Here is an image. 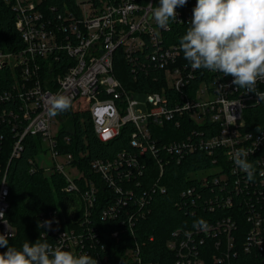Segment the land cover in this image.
<instances>
[{
	"label": "built area",
	"instance_id": "2783aa9c",
	"mask_svg": "<svg viewBox=\"0 0 264 264\" xmlns=\"http://www.w3.org/2000/svg\"><path fill=\"white\" fill-rule=\"evenodd\" d=\"M5 2L15 12L23 42V47L16 51L0 49V68L9 67L13 78L9 87L0 90V125L14 135L11 157H19L26 135L39 134L41 141L48 143L45 149L55 160L53 167L65 175L66 187L78 189L75 178L81 176L85 182L81 205L69 209L68 215L49 210L42 217V221H53L51 230L43 233L49 236L47 242L53 248L61 247L75 255L88 254L97 264H160L144 257L138 240L123 248L107 245L89 225L97 202V180L87 178L72 164V153L60 151L58 132L53 131L56 120L48 114L50 98L64 94L72 98V103L79 97L89 102L95 132L102 140L119 134L127 123L134 125L130 142L136 152L122 151L112 159L91 162L93 172L114 192L112 201L101 209L103 218L118 217L129 229L135 225L134 212L126 210L122 217L120 213L122 206H127L126 195L135 193L122 181L143 174L139 153L150 151L159 157L162 173L161 149L178 156L199 149L212 158V165L194 172L192 176L198 183L186 191L200 195L199 188L223 186L229 192L220 205L227 212L204 219L208 224L206 230L194 226L201 218L173 229L166 245L174 263L241 264L236 260L240 251L264 257V129L248 128L250 108L264 103L257 102L255 95L264 93V81L258 80L251 93L236 88L232 78L223 73L193 70L189 66L175 29L178 25L189 26L196 0L178 7L177 20H170L167 29L160 28L172 32L169 43L151 17V7L158 6L159 0H60L46 6L44 0ZM115 56L124 59L135 81L138 75H152L154 82H162L161 88L155 91L126 88L115 74ZM64 57L65 67L52 74L51 63ZM46 64L49 76L43 77L41 70ZM137 95H143V99ZM184 120L193 125L180 139L164 147L157 143L155 127L170 122L179 128ZM3 139L0 130V149ZM238 148L247 150L254 165L251 181L234 164L233 153ZM67 166L76 168L78 173L72 175ZM208 169L213 170L204 174ZM159 187L164 191L163 186ZM156 188L155 182L151 189H145L146 195L140 197L142 203L147 202V196L151 197V190ZM8 196L6 170L0 183V234L13 237L17 229L7 217ZM239 199L242 209L234 210L233 205ZM140 214L145 216L146 212ZM112 235L119 239L121 234L114 229Z\"/></svg>",
	"mask_w": 264,
	"mask_h": 264
},
{
	"label": "trees",
	"instance_id": "16d2710c",
	"mask_svg": "<svg viewBox=\"0 0 264 264\" xmlns=\"http://www.w3.org/2000/svg\"><path fill=\"white\" fill-rule=\"evenodd\" d=\"M56 1L60 2V0H44V6ZM14 15L11 5L5 0H0V49L6 51H16L23 47ZM188 27V25H178L175 29V37L181 39ZM66 61L65 57L63 60L53 61L50 65L52 74L61 72L67 64ZM47 69L46 64L41 70L43 77L49 76ZM10 71L9 67L0 68V90L13 83ZM114 71L128 89L155 91L161 88L162 82H154L152 75H138L135 81L128 64L118 56H115ZM89 110V102L85 98L79 97L74 100L69 110L60 113L66 121L58 131L60 151L72 153L74 156L72 164L87 178L94 177L97 180L99 188L97 202L89 225L99 232L100 238L107 245L114 244L115 247L123 248L125 245H132L136 239L140 242L143 255L147 260L160 264H175L173 254L166 245L171 231L180 225H191L197 218L207 219L227 212L220 205L221 199L229 192L228 189L223 190V186L210 185L199 188L200 195L197 193L190 195L186 191L190 186L198 183L192 174L210 167L212 158L199 149L178 156L169 154L167 149L163 148L160 154L163 162L161 173L159 157L150 151L139 153L143 174L133 175L129 180L122 181L126 188L132 187L135 191L132 195H126L127 206H122L120 213L122 217L127 213L126 210L134 212L135 225L129 229L128 224L119 222L120 218H103L100 214L102 207L112 201L114 192L90 166L95 159H112L122 151L136 152L137 148L130 142L134 125L127 123L123 125L119 134L108 140H102L95 132V124ZM191 125H193L192 122L184 120L183 125L177 128L174 124L165 122L164 126L155 127L157 131L154 136L157 143L164 147L170 141L180 139V135L189 131ZM248 128L264 129V103L250 108ZM0 130L4 134L0 149L2 164L0 183L3 172L7 170L10 202L7 217L17 229L16 235L9 237V246L19 249L26 241L35 243L37 240L41 242L48 240V235L43 236L47 230L38 226L40 222H43V215H46L49 210L68 215L69 209L81 205L80 194L85 182L83 176L75 178L78 189L69 190L63 173L56 171L54 167L48 171L38 163L36 157L43 149L42 137L39 134L26 135L21 154L19 157L12 158L13 132L5 125H0ZM155 182L156 190H151V197L147 196V202L142 203L140 197L145 194V189H151ZM158 186H163L164 191ZM193 198H196V201H193ZM233 209H242L240 199L235 201ZM141 211L146 212L145 216L140 214ZM79 214L80 212L77 213ZM114 229L119 230L121 234L119 239L113 237ZM208 246L210 247V244ZM6 250L0 247V253ZM236 260L241 264H246L247 261L253 264H264L263 256L256 257L243 251H240ZM207 264L215 263L209 261Z\"/></svg>",
	"mask_w": 264,
	"mask_h": 264
},
{
	"label": "clouds",
	"instance_id": "9594fccd",
	"mask_svg": "<svg viewBox=\"0 0 264 264\" xmlns=\"http://www.w3.org/2000/svg\"><path fill=\"white\" fill-rule=\"evenodd\" d=\"M188 0H159L151 7V17L161 29L169 21L177 20L176 9ZM183 58L193 70L223 73L232 78V85L253 93L257 81H264V0H196L186 34L179 42ZM257 102H264V93H256ZM49 116H56L71 107L72 98L56 94L49 100ZM249 153L238 148L233 153L236 167L254 178V165ZM53 221L38 226L51 230ZM206 230L207 221L199 219L195 225ZM0 264H97L88 254L75 255L61 247L53 248L47 240L24 242L19 249L9 246V234H0Z\"/></svg>",
	"mask_w": 264,
	"mask_h": 264
},
{
	"label": "rangeland",
	"instance_id": "374dc122",
	"mask_svg": "<svg viewBox=\"0 0 264 264\" xmlns=\"http://www.w3.org/2000/svg\"><path fill=\"white\" fill-rule=\"evenodd\" d=\"M33 1H37V0H33ZM157 30H158L159 33H161V36L165 37L166 42L169 43L170 39L172 37V32L171 31H163V30L160 29V27L158 25H157ZM137 97L139 99H141V100L143 99V95H137ZM141 105L143 107H145V105L143 103H141ZM54 117H55L56 122L53 124V131L54 132H58L59 129L65 124L66 119L62 118V117H59V114H57ZM47 146H48L47 141L42 143L43 149L46 148ZM43 149L37 155V157H36L37 161H38V163L41 166L45 167L44 169H47L48 171H51L53 166H54V164H55V160L52 157V154H51V152L49 150H47V149L43 150ZM60 160L63 161V157H60ZM69 167L70 166H67V169L71 172L72 175L75 176V174L78 173L77 169L76 168H72L71 169ZM211 170H213V169H208V170L204 171L205 172L204 174L210 173ZM199 174H201V173H198V175ZM71 202H73V201H71Z\"/></svg>",
	"mask_w": 264,
	"mask_h": 264
}]
</instances>
